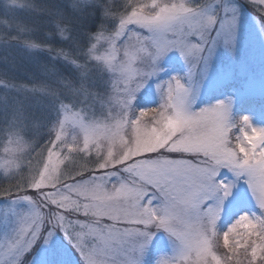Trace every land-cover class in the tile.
Returning a JSON list of instances; mask_svg holds the SVG:
<instances>
[{
  "label": "snow or ice",
  "instance_id": "snow-or-ice-1",
  "mask_svg": "<svg viewBox=\"0 0 264 264\" xmlns=\"http://www.w3.org/2000/svg\"><path fill=\"white\" fill-rule=\"evenodd\" d=\"M249 3L264 19V0ZM9 10L48 17L45 37L59 36L72 48L53 47L32 36L36 25L7 18L0 44L45 51L83 74L74 82L45 66L53 83L31 88L0 78V88L25 99L50 98L57 114L47 143L39 146L29 132L39 135L44 122L33 118L22 100L0 125L9 182L0 196L25 202L30 210L21 216L15 237L0 248V264H18L16 258L31 249L42 227L51 229L45 244L56 230L63 231L84 264H143L160 230L174 245V255L160 264H264V127L254 126L248 115L234 117L231 99L197 107L199 86L193 80L197 66L207 68L221 41L234 44L236 6L229 0H64L41 7L9 0ZM97 14L96 30L84 32L82 45L74 22ZM174 50L188 66L187 77L157 83L160 104L137 111V94ZM96 77L103 78L102 92L92 86ZM23 156L29 157V174L17 180ZM222 170L235 182L218 180ZM237 183L247 185L260 214L244 213L220 233L224 201ZM221 237L222 255L216 251Z\"/></svg>",
  "mask_w": 264,
  "mask_h": 264
},
{
  "label": "rangeland",
  "instance_id": "rangeland-1",
  "mask_svg": "<svg viewBox=\"0 0 264 264\" xmlns=\"http://www.w3.org/2000/svg\"><path fill=\"white\" fill-rule=\"evenodd\" d=\"M28 2L41 7H56L64 4V0H28ZM174 2H180V0H174ZM229 6H236L239 10L236 40L233 45L227 46L221 41L216 47L207 68L198 65L195 69L193 80L199 86L196 106L203 107L214 104L218 100L231 99L233 101L232 113L234 117L248 115L254 126L264 127V27L261 26L264 24V19L260 17V13L249 3V0H229ZM6 18L20 19L25 23L36 25L38 31L32 33V36L40 41L52 44L53 47H61V45L66 47L65 45L68 43L67 41H61L59 36L52 39L45 37V31L50 30L51 27L50 24L46 23L48 17L28 11L11 12L9 10V0H0V33L5 31ZM98 19V14L97 16H88L82 22L80 18H76L73 33L75 37L79 39L77 28L81 27V33L79 32V34L82 40L85 37L83 30L92 31L87 24H91V27L94 23L97 25ZM92 29L95 31L96 26ZM14 34L15 30L9 33V35ZM213 35H215V29ZM86 43L87 41H81L82 45L86 46ZM68 45H70L68 48H72L71 44ZM10 60L11 62H9ZM37 60L44 62L41 65L42 69L45 66L54 68L57 76L71 79L74 82H78L79 75L83 74L78 73L72 65L66 62L53 60L45 51L29 52L28 49L13 42L0 44V78L11 80L28 88H31L33 83L38 82L53 83V79L42 73L41 69L38 68ZM16 61H19L17 66L15 65ZM77 63L83 62L78 60ZM18 65H20V69L23 66L27 67L30 75L25 76L24 73L19 72ZM187 74L188 66L184 63L179 52L174 50L168 53L161 62V71L158 75L153 77L144 89L137 94V111L154 108L160 104L161 97L156 89L157 83L167 81L172 76L187 77ZM23 77L26 78V81ZM102 80L103 78L96 77L95 83L92 85L98 92L105 90L106 86ZM0 97H3L0 98V125L6 122L5 117L11 115L15 101L22 100L27 111L34 114L33 118H39L44 122V126L39 130L40 134L34 137L29 132V139L34 138L33 143L37 142V146L47 143L48 127L56 120L57 115L56 105L50 98L29 95L25 99L20 93L4 88H0ZM68 99L65 98V102H68ZM73 111H79V108L73 109ZM89 115L91 116V113ZM95 116L97 119L102 118L99 112H96ZM5 145L6 140L0 136V187H8L9 184L8 180L4 179ZM33 156H35V153H33ZM91 159L89 158V160ZM77 162H80L78 158ZM19 163L21 171L17 176V180L28 176L29 157L23 156ZM32 166H36L35 159L32 160ZM13 170H16L15 165H13ZM218 180L229 184L235 182L233 175L227 170H222ZM15 182L16 180L12 181V183ZM29 191L34 190L30 189ZM29 211L27 203L16 202L0 196V248L15 237L21 216L28 214ZM244 213L250 216L260 214L247 185L237 183L232 195L224 201V212L217 223L218 232L223 233L226 231ZM49 230H51L49 227L41 228V235L31 249L22 251L16 258L18 264H24L26 255H30L26 264H84L79 250L74 247L63 231L56 230L51 240L45 244L44 238ZM216 251L220 255L224 252L222 237ZM173 255L174 245L169 234L163 230L156 231L143 256V264H160L163 259ZM240 259H244L242 255Z\"/></svg>",
  "mask_w": 264,
  "mask_h": 264
},
{
  "label": "trees",
  "instance_id": "trees-1",
  "mask_svg": "<svg viewBox=\"0 0 264 264\" xmlns=\"http://www.w3.org/2000/svg\"><path fill=\"white\" fill-rule=\"evenodd\" d=\"M88 25V28H91V30L92 31H94V29H92V28H94V26H96V24L94 23V25H92V27H91V24H87ZM78 30H77V33H78V35H79V42L81 43V41L82 42H84V41H86V38L85 37H83V39L81 40V38H80V34H79V32L81 33V30L80 29H82L81 27H78L77 28ZM87 31H88V29H87ZM83 32H85V30H83ZM67 43V42H66ZM65 43V44H66ZM69 43H67L65 46L66 47H68V46H70V45H68ZM61 47H63L62 45H61ZM12 60V59H11ZM11 60L9 61V62H11ZM17 62H18V64H19V61H16V66H17ZM42 63H44V62H42V61H39V60H37V66H38V68H40L41 69V71H42V73H44L45 71V68L44 69H42V67H41V65H42ZM65 63V62H64ZM21 67H20V65H18V71L19 72H21V73H24L23 75H25V76H29L30 75V72L28 71V68L27 67H24L23 66V68L22 69H20ZM7 75H11V74H7ZM24 78V80L26 81V78L25 77H23ZM30 257V255L29 256H27L26 255V257H25V262H24V264H26V262L28 261V258Z\"/></svg>",
  "mask_w": 264,
  "mask_h": 264
}]
</instances>
